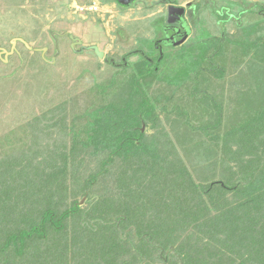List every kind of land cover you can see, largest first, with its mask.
<instances>
[{"label": "trees", "instance_id": "1", "mask_svg": "<svg viewBox=\"0 0 264 264\" xmlns=\"http://www.w3.org/2000/svg\"><path fill=\"white\" fill-rule=\"evenodd\" d=\"M222 7L220 24L264 61V23L241 39L251 20ZM253 10L264 19L263 5ZM140 56L144 75L126 77L124 93L93 81L82 106L53 94L38 112L18 110L23 121L0 137V264H180L172 246L183 264H264V99L235 120L224 113H234L225 96L236 86L221 87L219 116L208 118L213 105L191 110L179 86L157 80L149 95L156 58ZM203 161L210 173L199 177L193 162ZM82 179L102 193L77 187Z\"/></svg>", "mask_w": 264, "mask_h": 264}, {"label": "rangeland", "instance_id": "2", "mask_svg": "<svg viewBox=\"0 0 264 264\" xmlns=\"http://www.w3.org/2000/svg\"><path fill=\"white\" fill-rule=\"evenodd\" d=\"M94 1L98 0H0V137H4L23 121L19 109H24L23 114L32 110L34 113L35 109L38 112L41 102L45 103L47 97L53 94L57 101L76 98L82 106L86 103L85 99L94 83L101 84L108 95H114L116 90V94L124 93L123 88H127L124 80L126 77L131 75L141 78L144 75L142 72L145 65L141 63L140 53L144 52L149 58L152 56L157 59V38L167 13L165 8L163 12L158 13V9H162L163 5L149 7L139 3L133 9H119L109 0H103L101 3ZM171 1L184 6L190 2L192 4V1L197 2L198 17L190 22L192 26L189 27L191 33L187 43L166 49L163 57L159 58L161 60L157 74L151 77L156 79V82L149 88L146 86L149 83L146 77L143 82L144 90L152 95L159 85L157 80L161 83L163 81L165 86H171L172 91L179 86L175 92L180 95L182 92L178 90H184L186 95L189 94L186 105L190 106L191 110L199 107L202 111L208 105H213L208 113V118L213 119L215 115L219 116L220 103H223L220 88L227 86L228 93L229 86L234 84L236 91L233 95L225 96L233 99L231 112L234 113L224 115L241 120L244 117L241 113L260 108L261 99H264V74L260 68L264 67V61L258 62V59H262L261 51L257 53L256 49H249L253 54L257 53L254 55H257L258 59L253 58L252 54H244L242 47L249 46L247 43L252 42H243L240 37L236 40L238 30L232 23L220 24V7L223 6L222 10L227 8L234 14L246 13L243 19L251 20V23L245 30L247 36H242L241 39H252L260 33V30H257L260 23H264L262 15L254 14L253 9L256 3L264 6V0ZM91 4L99 5L100 10H93ZM23 9L28 12V18ZM153 12L157 14L146 18ZM232 17L237 20L234 15L229 14V18ZM51 31L69 32L82 39L85 45L98 44L107 57L118 61L121 57H127L129 64L125 68L116 67L99 58L93 51L77 53L69 36L60 37L57 48ZM220 36L225 37L221 42L224 52H220ZM15 38H22L24 41H17L13 45ZM25 41L32 48L25 44ZM260 45L256 44L255 48ZM42 47H48L44 54L35 49ZM137 50L141 52H136ZM220 65H224L226 70L220 71ZM220 72L224 75L223 78H220ZM93 81L96 82L92 83ZM57 85L59 90L55 93ZM162 115L164 116V113ZM195 117L194 115V120ZM161 122L166 123V120ZM143 125L145 126H142V130L146 133L154 132L148 123ZM66 141L69 145L70 139ZM193 164L197 166L199 177L210 173L208 162ZM93 167L90 165V168ZM81 174L83 172H79L80 176ZM82 182L84 184L83 179L77 180V187L83 185ZM84 185L87 186V191L95 193L94 197H98L105 187L95 185V182L93 185ZM39 187L29 186L30 198L40 196ZM88 197V194L83 196L80 204L88 205Z\"/></svg>", "mask_w": 264, "mask_h": 264}, {"label": "flooded vegetation", "instance_id": "3", "mask_svg": "<svg viewBox=\"0 0 264 264\" xmlns=\"http://www.w3.org/2000/svg\"><path fill=\"white\" fill-rule=\"evenodd\" d=\"M100 3L104 2L103 0H98ZM111 1V4H115L119 9H133L136 7L137 4L143 3L144 5H147L149 7H152L157 4L163 5L162 9H158V13L160 14L161 12L164 11V8L166 9V14H165V22L161 25V31L160 35L157 38L158 43H157V51L159 53V56L157 57L156 61H154V71H157L159 66H160V57L163 54L166 49L170 47H178L180 44H183L184 42L187 43V41L190 39V33L189 32V27H190V22L191 20H195L196 13H198V8H197V2L192 1L193 3L189 5H181L180 3L173 2L171 0H109ZM176 5L183 7L182 9L179 8L177 10H173L172 14H170V6L171 5ZM188 6V7H187ZM157 13L153 12L151 15L149 14L146 18H150L152 16H155ZM188 16H191V18H188ZM170 19V20H169ZM192 26V25H191ZM20 42V40H18ZM7 52V51H6ZM10 52V51H8ZM136 52H141L137 50ZM144 52L141 53L146 59H149L150 62L152 60V56L146 55ZM106 62H110L116 67L118 66H124V68L129 64L128 58L126 57L125 59H122L118 61L117 59L113 57H107Z\"/></svg>", "mask_w": 264, "mask_h": 264}, {"label": "water", "instance_id": "4", "mask_svg": "<svg viewBox=\"0 0 264 264\" xmlns=\"http://www.w3.org/2000/svg\"><path fill=\"white\" fill-rule=\"evenodd\" d=\"M119 2H120V0H118ZM190 4V3H189ZM179 8H183V7H180V6H176V5H171L170 6V14H172V11L173 10H177V9H179ZM170 20V19H169ZM52 32V38L54 39V41H55V45H56V47L58 48V45H59V38L60 37H62V36H69L73 41H72V46H73V49H74V51L75 52H77V53H83L84 51H93L99 58H103L104 60H106L107 61V58H106V53H105V51L103 50V49H101L100 48V46L98 45V44H94V43H92V44H88V45H85V44H83V41H82V39H80L79 37H76V36H74V35H72L71 33H69V32H58V31H51ZM18 40H20V41H24V39H22V38H15V39H13V45H15L16 44V42L18 41ZM25 44H28L29 45V47L30 48H32L31 46H30V44L27 42V41H25ZM76 44H78V45H80V47H77V45ZM36 50H41V52H42V54H44V51H46L47 49H48V47H42V48H40V49H37V48H35ZM4 51H6V50H4ZM59 51H58V49H57V53H58ZM7 53H10V52H7ZM56 58V55H55V57H54V59ZM52 61V60H51ZM145 125H143V127H144ZM143 127H142V129H143ZM171 249L173 250V252L179 257V259H180V264H183V260H182V258L180 257V255H178L176 252H175V248H174V246H172L171 247ZM164 252V250H162V253Z\"/></svg>", "mask_w": 264, "mask_h": 264}, {"label": "built area", "instance_id": "5", "mask_svg": "<svg viewBox=\"0 0 264 264\" xmlns=\"http://www.w3.org/2000/svg\"><path fill=\"white\" fill-rule=\"evenodd\" d=\"M91 8L94 9V10H98L99 9L97 4H95L94 6H91Z\"/></svg>", "mask_w": 264, "mask_h": 264}, {"label": "clouds", "instance_id": "6", "mask_svg": "<svg viewBox=\"0 0 264 264\" xmlns=\"http://www.w3.org/2000/svg\"><path fill=\"white\" fill-rule=\"evenodd\" d=\"M98 1H94V3H97ZM91 6H92V4H91ZM98 7H99V5H98ZM90 10V9H89ZM94 10V9H93ZM98 10H100V8L98 9ZM98 10H95V11H98Z\"/></svg>", "mask_w": 264, "mask_h": 264}]
</instances>
